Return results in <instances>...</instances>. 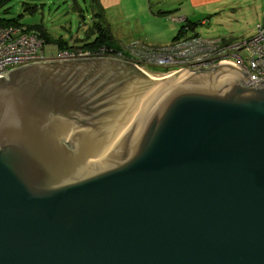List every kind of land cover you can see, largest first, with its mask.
<instances>
[{
    "label": "water",
    "instance_id": "obj_1",
    "mask_svg": "<svg viewBox=\"0 0 264 264\" xmlns=\"http://www.w3.org/2000/svg\"><path fill=\"white\" fill-rule=\"evenodd\" d=\"M221 63L0 76V264H264V83Z\"/></svg>",
    "mask_w": 264,
    "mask_h": 264
},
{
    "label": "rangeland",
    "instance_id": "obj_2",
    "mask_svg": "<svg viewBox=\"0 0 264 264\" xmlns=\"http://www.w3.org/2000/svg\"><path fill=\"white\" fill-rule=\"evenodd\" d=\"M176 8L181 14H177ZM177 15L187 18L193 32L201 38L239 42L254 36L255 26L264 22V2L200 0L192 5L190 0H12L0 8V18H12L31 30H45L51 38L75 42V45H80L86 37L91 40L102 34L104 42L100 48L120 54L122 59L102 58L122 62L127 58L149 77L157 79H163L161 75L165 69L144 66V54L142 57L136 55L140 51L152 54L150 52L154 51H146L169 45L176 33L169 24L178 22ZM201 21L204 25H200ZM38 39L44 41L42 37L38 36ZM100 48L75 50L71 47L67 50L76 55L79 52L91 54ZM94 55L86 56V59L99 58Z\"/></svg>",
    "mask_w": 264,
    "mask_h": 264
},
{
    "label": "built area",
    "instance_id": "obj_3",
    "mask_svg": "<svg viewBox=\"0 0 264 264\" xmlns=\"http://www.w3.org/2000/svg\"><path fill=\"white\" fill-rule=\"evenodd\" d=\"M179 20H182L183 30L188 32L186 22L183 19ZM200 25H204V21H201ZM255 30L254 36L233 43L219 38H201L194 32H190L169 45L146 51H154L150 52L152 54L140 51L136 56L142 57L144 54V66L163 67L165 70L162 72L164 73L161 75L162 78L183 70H207L215 65L226 63L245 73L250 79V85L259 81L264 83V22L257 24ZM106 49L100 48L91 51V54L79 52L76 55L70 50L52 52L49 45L39 40L35 33L26 32L23 27L0 26V76H4L12 69L33 63L86 58L93 54L99 58L122 59L120 54ZM124 61L130 62L127 58H124ZM135 67L138 68V66ZM138 69L143 71L141 68Z\"/></svg>",
    "mask_w": 264,
    "mask_h": 264
},
{
    "label": "trees",
    "instance_id": "obj_4",
    "mask_svg": "<svg viewBox=\"0 0 264 264\" xmlns=\"http://www.w3.org/2000/svg\"><path fill=\"white\" fill-rule=\"evenodd\" d=\"M10 1H12V0H0V8L1 7H4ZM6 12L7 11L4 10V13H6ZM185 25L187 27V31L188 32H185L183 30V28L180 27L178 29V31L176 32L177 35L175 34V36L173 37L172 41H174V40H176L177 38H180V37L182 38L186 34H188L190 32H193L192 24H190L187 21ZM0 26H2V27L19 26V27H23L26 32H29V33H35V32H37V33H39L38 36L39 37H42V39L44 40L43 41L44 44L47 43V44H50L51 46H53L52 52L55 51V50H58L59 51L60 49H66V50L67 49H71V47H73V48H82V49H87V50H94V48L96 49V48L102 47L101 45L104 42L103 35L102 34H99V35H97L95 38H93L91 40L90 39L86 40V38H87L86 37V38L83 39L84 41H82L80 45H75V42H73V43L72 42H66V41H63V39H61V38L53 39V38L50 37L49 34H47V32L45 30H42V29L31 30L28 27H25V26L20 25L16 20H14L12 18H10V19L0 18ZM74 41H77V39L74 40Z\"/></svg>",
    "mask_w": 264,
    "mask_h": 264
},
{
    "label": "crops",
    "instance_id": "obj_5",
    "mask_svg": "<svg viewBox=\"0 0 264 264\" xmlns=\"http://www.w3.org/2000/svg\"><path fill=\"white\" fill-rule=\"evenodd\" d=\"M199 1H200V0H190V2H191L192 5H196V4H198ZM263 2H264V0H263ZM178 9H179V8H176V10L178 11L177 14H181V13L179 12ZM173 13H176V12H173ZM174 15H175V14H174ZM177 18H178V22H177V23L174 22V23H172V24H169V28H170V27H173V29L176 30V32H177L178 29L182 26V24H181V21H182V20H179V19H183V20L186 21V22L188 21L187 18H185V17H183V16H180V15H177ZM188 22H189V21H188ZM175 34H176V33H175ZM174 36H175V35H173L172 37H174ZM219 39H221L222 41H223V40L226 41V38H219ZM170 42H171V41H170ZM228 43H233V42L230 41V42H228ZM50 48L53 49V46L50 45Z\"/></svg>",
    "mask_w": 264,
    "mask_h": 264
},
{
    "label": "bare ground",
    "instance_id": "obj_6",
    "mask_svg": "<svg viewBox=\"0 0 264 264\" xmlns=\"http://www.w3.org/2000/svg\"><path fill=\"white\" fill-rule=\"evenodd\" d=\"M151 79H157V78H151ZM159 79V78H158Z\"/></svg>",
    "mask_w": 264,
    "mask_h": 264
}]
</instances>
